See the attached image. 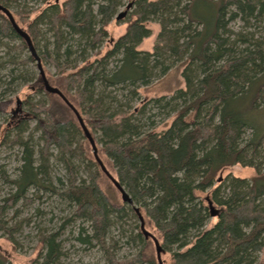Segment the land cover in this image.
<instances>
[{
    "label": "trees",
    "instance_id": "16d2710c",
    "mask_svg": "<svg viewBox=\"0 0 264 264\" xmlns=\"http://www.w3.org/2000/svg\"><path fill=\"white\" fill-rule=\"evenodd\" d=\"M8 1L0 0V4L7 8ZM117 5L118 1L107 0L95 10L92 0H45L30 20L23 17L26 26L20 28L33 45L36 24L44 23L52 32L55 52L65 47L64 63L45 55L55 67L50 85L79 109L86 127L99 129L104 138L99 152L105 155L114 173L107 170L131 198L150 199L141 206L146 218L141 213L144 226L147 223L154 231L148 232L161 243V251L169 258L167 264H254L264 248V158L253 164L251 158L245 157L258 154L264 143V54L257 48L259 45L248 47V35L226 27L227 20L237 16L245 21L264 18V0H137L125 31L100 56V51L95 54V61L105 66L112 57L120 55L109 71L93 67V61L84 56V47L79 52L81 63L68 67L71 45L66 35H77L80 41L95 48L107 36L106 24ZM23 12L14 13L31 14ZM97 13L101 15V26L95 22ZM149 17L157 18L160 30L152 51L140 52L136 46L151 33L146 25ZM12 37L23 41L21 48L28 47L0 10V42ZM184 54L186 84L170 98L187 97L188 102L162 130L139 131L132 125L131 113L121 114L118 119L120 113H91L86 106L101 102L102 97L94 99L97 85L104 90L108 86L125 89L146 84L158 65L164 73L168 69L164 65L166 59ZM72 86L76 89L70 93ZM28 88L20 101L29 110L23 113L25 118L44 119L34 127L40 132L36 140L23 139L28 126L20 114L21 104L10 112L11 121L4 126L1 143L11 136L10 141L22 149L17 175L11 178L2 174L13 188L0 204V228L6 232L5 239L13 240V227H5L1 216L17 200L29 201L28 190L36 188L67 200L73 207L72 216L89 223L91 233L77 239L83 243L94 240L103 251L104 264H158L157 257L149 251L153 237L144 234L140 225H136L133 240L142 241L145 248L122 258L115 255L112 247L117 242L107 244V237L112 225L126 214L123 202L112 199L103 188L101 176L110 179L93 153L89 155L71 108L45 88L41 75ZM30 90L42 91L45 99L33 102ZM130 92L136 93L134 89ZM9 102H0V110ZM143 110L144 106L140 107V113ZM53 156L66 171V178L56 176V184L50 175ZM75 158L84 163L87 178L79 175ZM235 164L244 166L250 177L228 175L217 179V172ZM207 188L211 190L208 199L218 207L213 218L210 206L196 194ZM134 213L136 217L137 212ZM211 218L214 221L208 225ZM56 234L39 235L44 250L42 264H60L62 251ZM10 259L0 249V264H9Z\"/></svg>",
    "mask_w": 264,
    "mask_h": 264
},
{
    "label": "rangeland",
    "instance_id": "374dc122",
    "mask_svg": "<svg viewBox=\"0 0 264 264\" xmlns=\"http://www.w3.org/2000/svg\"><path fill=\"white\" fill-rule=\"evenodd\" d=\"M116 1H118V5L115 12L111 14L106 24L107 36L104 37V40L102 39L95 48L92 49L85 44L83 40L80 41L77 35L71 37L70 35H66L67 42L71 45V53L68 56V67L75 64L79 65L81 63L79 52L82 47L86 50L84 56L93 61V67L97 66L98 70L103 68L104 70L109 71L114 66L120 55L112 57L108 60L105 66L102 62L95 61V54L100 51L98 55L100 56L106 47H111V42L125 31L129 20L134 16L137 0ZM58 2H62V0H58ZM105 2H107V0H92L95 10L98 9L100 3ZM44 4L45 0H10L8 1L7 9L11 12L18 27L25 28V20H30L31 17L36 15L37 11L43 7ZM15 11H25L23 12L24 15H28L27 12L29 11L31 14L28 16H18L15 15ZM121 11H124L125 14L117 19L116 17ZM227 15H225V17H228ZM23 17L25 20H23ZM156 21V17L148 18L146 25L151 30V33L149 36L142 39V41L136 46L140 52L152 51L156 36L160 30V25ZM95 22H97L96 25L101 26V15L99 13H97V16L95 17ZM226 28L232 29L233 31H242L244 34L248 35V38H250L248 47L254 49L256 45H259L257 48H260L264 54V18H249L248 21H245L237 16L233 20H227ZM36 29L37 35L33 44L35 56H33L28 47H20L23 42L20 38H3L0 42V102L5 100L10 101L2 110H0V204L3 203V199L13 189L11 184L3 178L2 174L5 172L11 178L17 175V168L20 165V155L22 151L20 145L16 143L13 144L10 141L11 136L8 138V141L1 143L2 136L5 133L4 126L11 121H8L10 112L17 107V100L21 101L24 95L29 92L28 86L40 76V68L42 69L47 82L51 84L50 82L55 75V67L54 64L47 59L45 56L46 54L49 57L56 58L60 63H64L66 58V55H64L65 47L59 53L55 52L52 32L48 30L44 23H37ZM186 34H188V32H186ZM30 55L34 57L33 60L27 59ZM186 62L187 59L185 54L179 58L170 56L164 63V65L168 67L164 73L161 70V65H158L149 82L146 84L139 83L136 87L119 89L117 87L108 86L103 90L100 85H97L98 91L95 92L94 99L102 97L101 102L98 104L96 103V105L86 104V106L91 113H94L95 111L120 113L117 114L118 119L121 117V114L126 115L131 113L132 125L136 126L139 131L148 129H156L157 131L162 130L165 128V123L170 122V119L175 115L174 113L178 110L180 111L181 107L188 102L187 97L177 99L170 98L172 94H176L179 88L184 89L185 87L186 80L183 75V66ZM75 89L76 86H72V88H70V93H73ZM132 89L136 91L135 94L130 92ZM102 93L104 95H101ZM30 95L33 102H36L39 99H45V95L42 91L34 92V90H30ZM20 104L22 109L20 114L25 118L26 115L24 116V114L29 112V110L26 105L21 102ZM142 106H144V110L140 113L139 110ZM76 110L79 109L77 108ZM13 119L18 121V117ZM42 119H44L42 116L24 119L28 126V129L22 133L24 140L29 139L30 137H33L34 140L38 138L40 132L39 130H35L34 127L36 123L41 122ZM75 123L80 126L77 122ZM87 130L96 148V155H98V152L102 159L99 160L102 163H105V165L103 163V166L107 170L109 166L106 162V157L99 152L104 138L97 128L87 127ZM7 131L11 130L8 129ZM80 132L84 136L83 143L88 149L89 155H92L93 150L89 139L85 136L82 129H80ZM248 132L249 131L247 130L246 134ZM13 133L14 131L12 134ZM128 133L129 131L125 136H128ZM249 158L252 159L253 164L263 160L264 143L258 148V154L251 156L249 153L245 157V160H249ZM73 160L74 164L79 167V175L87 178V172L84 171V163L77 158ZM50 162L54 166L53 170L50 172L52 177L51 181L56 184V176L59 175L62 178H66V174L64 175L66 171L64 167L57 162L54 156L51 157ZM261 166L264 167V164H261ZM109 170L112 174L114 173L110 168ZM247 171L248 170L244 166L235 164L222 168L216 175L218 180L223 179L228 175L250 177V174L247 173ZM101 180L103 182V188L111 195L112 199L123 202L120 193L115 190L112 182L104 179L103 176H101ZM123 189L125 192L127 191L124 187ZM210 191V188H207L206 191H197L196 194L203 198L204 202L210 206V210L215 209L218 211V207L208 199L210 197ZM126 193L131 198L130 193H128V191ZM27 196L29 197V201L26 202L23 199L17 200L13 206L7 207L5 213L1 216L5 227H13V240H11V242L5 239L6 232L0 228V249L11 258L9 264H42L44 250L40 247L38 241L41 232L57 233L56 241L60 244L62 251V254L59 256L60 264H104L103 251L94 240H91L90 243H83L77 239L79 235L84 236V234L91 233L90 225L87 221L72 216L73 207L70 206L67 200H64L56 194H51L47 191L36 188H30L27 192ZM144 200L147 202L150 201L149 198H144ZM144 200H133L131 198L130 203L123 202L126 214H123L124 216L121 215L122 220L114 223L110 228L107 237V244L117 242L116 246L112 247V249L118 258L130 256L142 248H145L142 241L133 240V237L137 232L136 225L144 226V219H146L145 213L141 207ZM132 209H134V211L137 210L136 212L138 216L136 215V217H133L134 211L132 213ZM141 213L143 214L144 219ZM212 218L210 219L211 221L207 223L208 225L214 221ZM145 226L144 229L146 231L150 230L154 233V231L148 227L147 223ZM160 246L161 243L159 244V247ZM149 247V251L156 258L155 244L151 243V245L149 244ZM160 257L163 263L167 264L169 258L163 251H161V247ZM254 264H264V248L258 252Z\"/></svg>",
    "mask_w": 264,
    "mask_h": 264
},
{
    "label": "water",
    "instance_id": "95a60500",
    "mask_svg": "<svg viewBox=\"0 0 264 264\" xmlns=\"http://www.w3.org/2000/svg\"><path fill=\"white\" fill-rule=\"evenodd\" d=\"M0 10L7 16V18L9 19V21L11 22L14 30L20 35L23 37V39L26 41L27 43V46L29 48V50L31 51V53L34 55V47L31 43V40L28 36V34L23 30L21 29L20 27H18V25L15 23V19L13 18L11 12L6 8L4 7L3 5L0 4ZM125 14L124 11H121L119 12L118 16L116 17L117 19L121 18L123 15ZM40 68V67H39ZM40 75L42 76L43 80H44V85H45V88L50 91V92H53V93H56L64 102L66 105H68L71 110L74 112L75 116H76V119L82 129V131L84 132L85 136L89 139L91 145H92V150H93V155L96 159V161L98 162L99 166L101 167L102 171L105 173V175L110 179V181L113 183V185L118 189V191L120 192V195H121V199L123 202H128L130 203L131 202V198L129 197V195L124 191L123 187L120 185V183L117 181V179H115L106 169L105 167L103 166L102 162L99 160V158L97 157L96 155V148L93 144V141L91 139V136L87 130V127L85 126V124L83 123L82 121V118L81 116L79 115V113L77 112V110L74 108V106L69 102V100L63 95V93L56 87L50 85L47 80L45 79V76H44V73L42 71V69L40 68ZM20 104V100H17V105ZM137 211V210H136ZM210 214L211 216H215L217 214L218 211H216L215 209H211L210 211ZM140 217V215H139ZM141 229L142 231L144 232V234L148 235V236H151L153 237V240H154V243H155V247H156V257H157V261H158V264H163L162 260H161V257H160V247H159V244H158V241L157 239L148 231H146L144 229V226L141 225Z\"/></svg>",
    "mask_w": 264,
    "mask_h": 264
}]
</instances>
